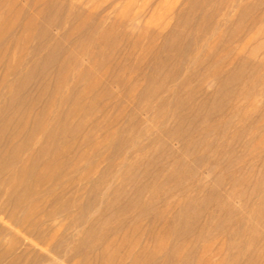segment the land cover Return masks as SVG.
I'll list each match as a JSON object with an SVG mask.
<instances>
[{"label": "bare ground", "instance_id": "6f19581e", "mask_svg": "<svg viewBox=\"0 0 264 264\" xmlns=\"http://www.w3.org/2000/svg\"><path fill=\"white\" fill-rule=\"evenodd\" d=\"M184 1V7L173 14L174 23L161 30L148 32V46L149 44L150 46L154 45L149 49L143 45V37L135 34L132 30L124 29L122 22L114 21L103 26L106 17L100 13L95 15L96 12L86 11L84 5L88 2L85 0H71L61 6H57L52 0H42L40 16L49 19L45 23L29 19L24 26L25 29L33 30V38L37 40L34 47L36 59L32 61L26 71L22 70V63L18 65L11 63L10 41L13 38L12 27L18 23L17 18H4L0 24V50H4L2 55L0 54V68L3 73L1 85L6 90L5 92L0 90L5 95V100L0 99V199L4 200L0 203V216L3 215L1 208L5 205L21 208L25 213L22 214L20 220L27 222L28 226L22 232L23 235L15 233L7 247H0V262L3 259H8L7 264H51L45 259L46 257L32 253L36 244L26 237L31 230L38 234V238L34 240L45 241L48 239V241L51 240V243L54 240L52 245L56 248L67 247L68 243L74 244L72 251L75 256L82 255L85 261L92 260V262L101 264L105 257L111 259L119 249L128 246L129 243L124 239V232L128 233L130 228L124 223V220H117L119 217L117 215L131 219L129 227L136 234L142 231L143 219L148 218L149 220V226L143 231L148 239L140 254L135 255L129 264H193L195 259L201 260L196 256L201 236L196 240L192 239L195 234L197 235L196 226L187 220V218L194 220L197 218L196 214H141L139 211L143 212L145 206L136 212L131 211L133 206H141V204L137 205L135 197L132 196L133 198L127 199L125 205L120 206L122 198L126 199L127 197V193L120 186L112 192L106 188L85 190L91 192L95 198L111 196L110 201H106L101 206L103 214H96L98 217L95 219L88 214H79L77 219L55 225L50 222L54 217L53 214H44L42 206H37L32 211L29 209L30 203H28L32 195L30 190L32 181H36L39 186H42L49 177L67 168L73 160L63 153L67 154L76 144L65 142L61 145L58 139L69 134V131H80L87 127L88 123L83 122L82 119L86 120L90 114H93L94 108L81 111L85 108L83 100L86 96L101 101L122 98L109 87L110 82L118 83L136 100L151 102L158 99L161 106L168 105L169 112L164 117L173 120V124L170 127L166 126L165 129L168 139L177 140L187 149L202 150L203 154L211 145L210 142L205 145L203 137L198 140H187L186 138L194 131H200L204 136L210 133L215 134L214 127H209L208 124L202 122L204 116L219 117L225 108L231 107L232 113L224 119L227 122L240 119L242 115L239 110L242 107L241 103H238L240 99L236 97L239 92L238 85L241 82L260 83L264 77V56L259 55V51H250L244 54L246 44L244 39L264 22V12L253 14V10L264 7V0H242L237 4L235 2L238 0ZM13 9L14 7L11 10ZM230 9H236L233 15L229 11ZM62 11H65L70 19L77 23L70 32L72 37L85 41L98 40L97 43L103 45L104 49L96 55L98 60L94 66L84 65L76 53L69 54L67 64L61 66L57 71H53V78H47L45 75L54 69L55 63L63 51V46L50 36L48 27L57 23L56 17ZM2 13H4V8L0 7V14ZM15 13L22 15L23 9H18ZM134 19H136V15ZM218 24L224 27L221 32L223 35H220L214 42L208 43L210 37L216 35ZM118 27L123 28L118 29ZM158 40H160L159 43ZM130 44L132 50L127 55H112L111 51L120 50L122 46ZM137 51H141L147 60L149 59L145 73H142L140 65L133 62ZM96 56L94 53L91 55L93 58ZM183 66L186 67L182 72ZM189 66H194V69L189 71ZM95 67L108 69L103 79L98 80L93 77ZM127 71L130 74H141L134 80L128 79L126 78ZM9 75L15 76V83L11 86L7 82ZM36 77L40 79L38 83L41 90L36 91L34 95L24 94L28 85ZM179 77V83L173 94L176 95L175 99L173 100L172 96L159 97L161 92L166 89V85L176 83ZM208 80L214 87L211 91L206 88L202 89L204 82L206 83ZM193 82L197 84L191 87ZM65 85H67L66 92H64ZM182 90H185L183 95L180 93ZM198 97L202 99L199 104L195 105L194 101ZM26 102H29L31 108L38 103L47 106L70 105L72 109L69 114L74 119V123L70 127L61 123L59 116L55 115L52 118L55 120L53 125L47 128L46 123L48 118L50 120V116L47 110H41L42 112L39 110L35 121L30 125V118L21 109V106ZM260 110V106H254L251 112L243 115L245 124L242 129L234 131V136L226 143L227 151L225 152L220 146L217 155L214 156L213 163L216 166L226 158L231 164L244 161L245 154L237 157L236 161L233 160L234 154L230 148L241 142L249 149L252 148L253 138L245 139V136L246 132L252 129V126L254 127L250 123L253 113H259ZM100 111L103 115L107 113L104 106L100 108ZM254 128L264 130V122ZM97 129L95 125L94 130L85 135L80 145H88L91 140H94L93 137L97 134ZM40 133L42 137L36 138ZM123 133L106 139L102 146H107L109 143L113 150L122 147L125 141ZM61 146H63L62 150H60ZM163 149L166 153H170L167 154V160H172L183 168L185 163L177 159L178 157L174 155L175 152L171 154V148L166 143ZM28 150H33V153L27 154ZM138 164L139 161L129 163L127 171H133ZM179 175V173L173 172L165 177L168 182L177 179ZM127 179L133 181L131 176ZM230 179L235 184L241 181H243L242 183L247 182L244 177H239V179L230 177ZM73 184L75 185V183ZM46 191L42 189L38 195L42 196ZM138 191L137 194H139ZM222 207L228 212L226 214L228 220L233 219L236 224H239V227L243 226V220L235 218L236 214H234L233 208L225 204ZM113 208L127 214H111ZM151 208L148 207V209ZM2 221L3 218L0 217V236L10 230L9 227L1 226ZM46 223L48 224L44 228ZM161 224L162 226L159 227ZM76 227H81L82 236L75 238L71 234L70 237L69 230ZM220 228L226 229L227 226L220 225ZM117 233L121 234L119 239L114 236ZM258 240L259 237L251 235L248 239L241 241L242 251L240 253L231 247L235 254L233 259L231 258L232 263L230 264H241L240 256L242 255L252 259ZM148 242H152L154 246H147ZM138 243L139 241H135V244L140 245ZM183 245H186L188 252L179 255L178 250Z\"/></svg>", "mask_w": 264, "mask_h": 264}, {"label": "rangeland", "instance_id": "374dc122", "mask_svg": "<svg viewBox=\"0 0 264 264\" xmlns=\"http://www.w3.org/2000/svg\"><path fill=\"white\" fill-rule=\"evenodd\" d=\"M39 1L8 0L6 2L5 0H0V7L4 8V13L0 14V24L4 18L9 17L17 18L18 21L12 27L13 38L10 41L11 63L12 65L22 63L23 71H26L32 61L36 59L34 47L37 44V40L33 38V30L25 29L24 26L29 19H34L38 23H45L49 19L40 16L39 10L42 6L40 5L42 0ZM52 1L57 6L71 2V0ZM85 1L88 2V4L84 5L86 11L90 10L96 12L95 15L100 13L106 17L102 24L103 26L114 21L117 23L122 22L124 29L132 30L135 34L142 36L143 45H146L149 49L154 45L150 46L149 44L150 47L148 46V32L161 30L174 23V12L183 8L185 2L184 0ZM239 1L241 2L242 0H238L235 4L239 3ZM13 7L14 9L11 10ZM21 8L23 9L22 15H16L15 12ZM235 10L230 9L229 11L233 15ZM263 12V6L258 8V10H253V14H262ZM135 15L136 19H134ZM56 18L57 23L49 25L48 31L50 36L63 46V51L59 55L54 69L48 71L45 76L53 78L54 72L61 66L66 65L69 54L73 53L80 57L84 65L94 66V64H97L98 57L96 55L103 51V45L97 43L98 40L85 41L72 37L70 32L77 23L72 21L65 11L60 12ZM123 27H118V29ZM223 28L221 24H218L216 35L210 37L208 43H212L220 35L222 36ZM244 41L246 43L244 54L250 51H259V55L264 56V22L258 25L255 31ZM159 42L160 40H158ZM131 50L130 44L129 46H122L120 50H113L111 53L112 55H127ZM3 52L4 50L1 49L0 54L2 55ZM92 53L95 54V58L91 57ZM148 60L141 51H137L133 62L140 65L142 73H145ZM185 67H182V72ZM95 68L93 77L98 80L103 79L108 69ZM193 69L194 66H189L188 68L189 71ZM140 74H130L127 71L126 78L134 80ZM2 75L0 68V90L2 89V92H5L6 90L1 85ZM39 80L36 77L28 85L24 94L34 95L36 91L39 92L41 90L38 83ZM179 80L180 77L176 83H168L166 89L161 92L159 97L172 96L174 100L176 95L173 94ZM14 81V75L7 77V82L10 86L15 83ZM196 84V82H193L190 86L194 87ZM109 85L122 98L120 100L107 99L101 101L95 98H87L86 96L83 100L85 108L81 111L94 108L93 114H90L91 116L89 115L86 120L82 119L83 122L86 121L88 123L87 127L80 131H69V134L58 139L61 145L65 142L76 144L67 154L63 153L73 158V160L67 168L49 177L42 186H39L36 181H32L30 185L32 195L28 202L30 203L29 209L33 211L37 206H42L44 214L54 215L50 222L55 225L67 223L71 219H77L79 214H88L95 219V217H98L96 214H103L101 206L106 201L109 202L111 196L106 195L104 198H95L91 192L89 193L85 190H94L95 188L103 190L106 188L112 192L120 186L127 193L126 199L122 198L120 206L125 205L127 199L133 198L132 196L135 197L137 205L141 204V206H133L131 211L136 212L145 206L146 208L143 212L139 211L141 214H196L197 218L194 220L187 218L188 222L195 225L197 230V235L195 234L192 239L196 240L201 236L196 255L201 260L195 259L193 264H230L232 263L231 258L234 256V252L240 253L242 251L241 241L248 239L251 235L259 237L255 254L252 259L247 258L246 255L240 256V263L264 264V130L254 128L264 122V77L260 83L241 82L238 85L239 92L236 97L240 99L238 103L240 102L242 107L239 110L242 115L240 119L227 122L224 117H229L232 113V108L228 107L220 113L221 116L219 117L214 115L202 118V122L208 124L209 127L215 128V134L210 133L204 136L200 131H194L188 135L187 140H198L203 137L205 145L210 142L211 145H209L204 154L201 152L202 150L187 149L177 140L168 139L165 129L166 126L170 127L173 124L172 119L168 120L167 117H164L169 112L168 105L161 106L158 99L151 102L136 100L130 96L131 93L125 91L118 83L110 82ZM205 88L208 91L214 88L210 80L206 83L204 82L202 89L205 90ZM66 91L67 85L64 86V92ZM2 92L0 91V94ZM184 92L185 90H182L180 92L181 95ZM0 99L5 100V95H0ZM201 99V97H198L194 104H199ZM103 106L107 109L105 115L101 114L100 111ZM254 106H260L261 110L259 113H253L252 122L250 123L254 127L252 126V129H249L245 136V139L253 138L252 148L249 149L242 142L230 148L234 154L232 156L233 160L236 161L237 157L245 154L244 161L231 164L226 158L219 163L220 165L216 166L213 163V158L217 155L218 149L222 146L223 150L227 151L226 143L234 136V131L243 128L245 124L243 115L251 112ZM21 107L24 110L23 113H26L30 118V125L35 121L39 110H47L50 116V120L48 118L46 123L47 128L53 125L55 120L52 118L55 115L59 116L61 123L69 126L74 123V119L69 114L70 109H72L70 105L56 104L47 106L43 105V103H38L31 108L29 102H26ZM95 125L98 129L96 130L97 134L93 137L94 140H91L88 145H80L85 135L94 130ZM121 132L125 134V141L122 147L113 150L109 143L107 146H102L106 139L119 135ZM41 137V133L36 136L38 139ZM165 143L171 148V154L175 152L174 155L178 157L177 159L185 163L183 168L176 165L174 161L167 160V154L170 153H166L163 149ZM62 147H60V150H62ZM26 153L31 155L33 150H28ZM135 161H139L137 167L133 171H127V165ZM173 172L180 175L178 178L176 177L177 179L167 182L165 176ZM130 176L133 181L127 179ZM230 177H236L237 179L244 177L247 182L242 183L243 181H241L235 184ZM158 180L161 181L159 182ZM147 185L150 187L148 188ZM42 189L47 190L46 193L42 196L38 195V192L42 191ZM68 190L70 191L68 192ZM137 191L139 194H137ZM151 193L153 194L151 195ZM0 200V203L4 201L3 198ZM224 204L234 209L235 218L243 220V226L239 227V224H236L233 219L228 220L226 215L228 212L222 207ZM148 207L152 208L148 209ZM113 209L111 214H127L121 210ZM24 213L23 209L12 205H5L1 208V214H3L0 216L3 218L1 226L9 227L10 230L0 236V247H7L15 233L23 235L22 232L28 226L27 222L20 220ZM12 214H15V216H12ZM117 216H119L117 220H124V223L130 228L128 233L124 232V239L129 243L128 246L126 245L119 249L111 259L105 257L104 262L101 264H129L135 255L140 254L144 243L148 239L143 232L149 226L148 218L143 219L141 223L142 231L136 234L129 227L131 219H126L125 216ZM35 221L37 220L35 219ZM47 224H44L43 227L45 228ZM220 225H226L227 228L222 229ZM161 226L162 224L159 227ZM81 231V227L71 228L69 230L70 237L71 234L75 238L81 237ZM114 236L119 239L121 234L117 233ZM26 237L36 244L32 253L46 257L45 259L51 264L52 262L53 264H98L92 262V260H83L82 255L75 256L72 251L74 244L68 243L67 247L56 248L52 245L54 240L52 243L48 239H45V241L34 240L38 238V234L36 231L31 230ZM135 241H139L140 245L135 244ZM147 244L150 247L154 246L152 242ZM187 252L188 248L186 245L181 246L178 250L179 255ZM7 263L8 259H3L0 262V264Z\"/></svg>", "mask_w": 264, "mask_h": 264}]
</instances>
